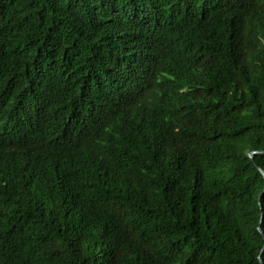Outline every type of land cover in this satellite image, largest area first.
I'll use <instances>...</instances> for the list:
<instances>
[{
  "label": "trees",
  "instance_id": "trees-1",
  "mask_svg": "<svg viewBox=\"0 0 264 264\" xmlns=\"http://www.w3.org/2000/svg\"><path fill=\"white\" fill-rule=\"evenodd\" d=\"M263 175L264 0H0V264H264Z\"/></svg>",
  "mask_w": 264,
  "mask_h": 264
},
{
  "label": "water",
  "instance_id": "water-1",
  "mask_svg": "<svg viewBox=\"0 0 264 264\" xmlns=\"http://www.w3.org/2000/svg\"><path fill=\"white\" fill-rule=\"evenodd\" d=\"M252 155H254V153H252V154L250 155V158L252 157ZM263 177H264V175H263Z\"/></svg>",
  "mask_w": 264,
  "mask_h": 264
}]
</instances>
